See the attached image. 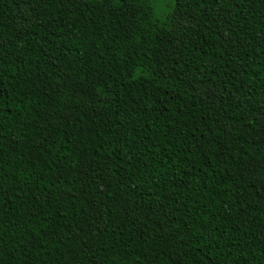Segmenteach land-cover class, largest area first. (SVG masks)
<instances>
[{
	"label": "trees",
	"instance_id": "obj_1",
	"mask_svg": "<svg viewBox=\"0 0 264 264\" xmlns=\"http://www.w3.org/2000/svg\"><path fill=\"white\" fill-rule=\"evenodd\" d=\"M0 264H264V0H0Z\"/></svg>",
	"mask_w": 264,
	"mask_h": 264
},
{
	"label": "rangeland",
	"instance_id": "obj_2",
	"mask_svg": "<svg viewBox=\"0 0 264 264\" xmlns=\"http://www.w3.org/2000/svg\"><path fill=\"white\" fill-rule=\"evenodd\" d=\"M174 6H175V0H164L163 4L156 2V10L161 15L171 12Z\"/></svg>",
	"mask_w": 264,
	"mask_h": 264
},
{
	"label": "snow or ice",
	"instance_id": "obj_3",
	"mask_svg": "<svg viewBox=\"0 0 264 264\" xmlns=\"http://www.w3.org/2000/svg\"><path fill=\"white\" fill-rule=\"evenodd\" d=\"M157 3L163 4L164 0H156Z\"/></svg>",
	"mask_w": 264,
	"mask_h": 264
}]
</instances>
